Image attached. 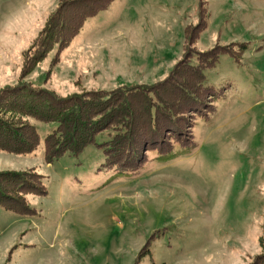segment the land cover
Returning <instances> with one entry per match:
<instances>
[{
  "label": "rangeland",
  "instance_id": "1",
  "mask_svg": "<svg viewBox=\"0 0 264 264\" xmlns=\"http://www.w3.org/2000/svg\"><path fill=\"white\" fill-rule=\"evenodd\" d=\"M58 6L0 0V91L150 88L170 81L178 63L177 81L220 52L203 70L219 95L183 120L189 144L162 126L123 170L103 167L113 130L48 162L44 140L56 123L2 111L32 125L39 142L25 154L0 150V172L36 173L45 194L23 195L26 214L0 208V264L253 262L264 251V0H113L23 74L25 53ZM171 85L158 89L169 94Z\"/></svg>",
  "mask_w": 264,
  "mask_h": 264
},
{
  "label": "trees",
  "instance_id": "2",
  "mask_svg": "<svg viewBox=\"0 0 264 264\" xmlns=\"http://www.w3.org/2000/svg\"><path fill=\"white\" fill-rule=\"evenodd\" d=\"M112 1L59 0L58 8L25 53L22 73H29L53 45L56 44L58 50L67 46L82 29L84 22L106 9ZM193 38L194 35L188 39L192 41ZM218 53L209 52L208 66L214 64ZM184 62L178 63L171 72L172 81L164 82L172 84L169 94L158 89L164 84L150 88L125 86L110 92L89 91L67 97L56 96L43 88L34 90L24 85L6 87L0 91V150L25 154L33 151L39 142L38 133L32 125L24 121L13 122V119L5 118L2 111H15L40 121L56 123V128L44 140V157L48 162L64 154H79L94 142L97 133L104 130L114 132V136L101 145L105 168L123 170L133 167L125 163L132 162L133 155L138 157L136 163L140 162L138 144L141 141L153 145L162 126L169 132L168 136L177 129V136L170 138L181 142L180 145H187L191 140L183 137V120L201 112L202 107L212 106L206 103V99L214 104L219 92L206 83L203 70L207 65L199 69L189 66L190 70L180 73V80L177 81V69ZM172 145L170 142L169 146ZM160 150L166 152L169 148ZM28 193L45 194L38 174L0 172V208L29 213L23 199V195ZM249 264H264V251Z\"/></svg>",
  "mask_w": 264,
  "mask_h": 264
}]
</instances>
